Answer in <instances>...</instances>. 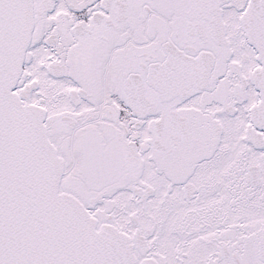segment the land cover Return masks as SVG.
<instances>
[{
  "label": "snow or ice",
  "instance_id": "6c2138e0",
  "mask_svg": "<svg viewBox=\"0 0 264 264\" xmlns=\"http://www.w3.org/2000/svg\"><path fill=\"white\" fill-rule=\"evenodd\" d=\"M0 264H264V0H0Z\"/></svg>",
  "mask_w": 264,
  "mask_h": 264
}]
</instances>
